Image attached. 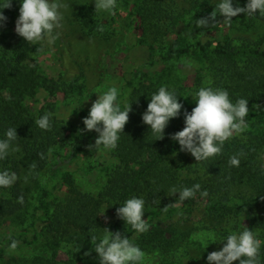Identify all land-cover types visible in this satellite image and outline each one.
Wrapping results in <instances>:
<instances>
[{
  "label": "trees",
  "instance_id": "trees-1",
  "mask_svg": "<svg viewBox=\"0 0 264 264\" xmlns=\"http://www.w3.org/2000/svg\"><path fill=\"white\" fill-rule=\"evenodd\" d=\"M219 1L136 0L135 11L144 40L153 50L161 47L164 58L169 59L189 52L188 46H177L174 42L165 47L164 42L185 14L194 10L201 18L207 17ZM245 1L247 5L248 0ZM5 2L0 0V5ZM21 3V0H12V7L3 9L7 21L0 28V140L7 138L9 128H16L18 138L12 146L19 148L18 152H10L6 159L0 160V172H15L20 177L14 186L0 188V224L8 217L22 220L27 217L32 189L47 166L53 149L67 146L80 149L87 141L82 131L76 134L75 129L55 116L53 99L40 108L30 103L39 89L47 91L52 98L59 90L66 88V83L39 75L38 63L32 57L33 45L15 31ZM77 14L88 36L102 32L98 24L99 13L94 9L88 10L84 5ZM238 18V28L253 34L227 35L205 42L198 41L193 46L203 70L197 73L191 86L194 95L201 87H210L227 90L233 103L241 98L249 101L251 110L246 117L247 128L225 142L221 155L197 162L191 153L180 151L179 143L171 136L185 127L184 108L190 113L196 105L186 102L187 89L165 72L154 78L145 74L132 87L126 104L121 107L124 110L131 105L130 120L125 126V133L120 134L118 146L112 149L117 163L106 170L102 188L96 193L84 191L69 178L64 195L44 188L29 225L20 233L8 236L5 242L11 244L12 240H16L20 245L39 239L48 249L61 243L74 244L75 249L68 251L72 263L93 254L91 236L95 235L99 240L105 234L102 212L106 205L115 213L114 223L109 230L113 233L119 231L122 236L131 238L136 231L120 219L116 211L128 199H144L145 219L151 213L165 212L164 207L179 199V193L170 196L173 187L191 188L199 183L201 191H208L207 197L197 192L195 198L176 207L169 206L166 212L190 214L198 205V198H202L204 218L192 225L191 230L200 228L214 231L215 239L223 241L228 235L239 232L241 223L236 217L244 211L249 219L247 228L262 241L260 260L264 264V165L258 159L259 153L264 151V16L257 13L247 18L241 13L233 18L234 24ZM160 87L175 90L184 108L178 118L170 120L164 139L156 140L150 126L143 123L142 116L151 96L158 93ZM47 113L52 114L51 130H43L35 123ZM233 155L240 159L239 167L230 166L229 159ZM33 163L35 169L30 168ZM21 195L24 197L23 204L18 202ZM171 234L175 236V244L172 238L166 239L164 230L157 226L146 235L139 236L136 244L147 251L174 246L185 248L189 232L175 230ZM51 263V260L40 255L22 257L13 262Z\"/></svg>",
  "mask_w": 264,
  "mask_h": 264
},
{
  "label": "rangeland",
  "instance_id": "rangeland-1",
  "mask_svg": "<svg viewBox=\"0 0 264 264\" xmlns=\"http://www.w3.org/2000/svg\"><path fill=\"white\" fill-rule=\"evenodd\" d=\"M135 1L117 0L115 16L99 12L98 24L104 27L103 31L99 35L88 36L82 28L77 13L84 5L88 10L95 11V0H61V3L67 4L68 7L61 9L64 19L63 28L57 30L60 33L59 37L51 44L45 40L42 44L33 45L32 57L38 63L39 75L42 78L63 81L66 83V88L59 90L52 98L41 88L30 103L40 108L53 99L55 116L75 129L76 134L77 131H82L87 141L80 149L67 146L55 148L50 152L48 164L39 174V179L32 189L27 217L23 220L8 217L0 224V264H13L22 257L34 255L51 260V264H100L99 254L95 250L91 256L76 259L71 263L68 251L75 249L74 244L61 243L55 245L53 249H48L39 242V239H34L30 243L18 245L15 252H10V243L5 240L11 234L20 233L29 225L38 207L39 195L44 188L52 189L57 195H64L68 178L84 191L96 193L102 188L106 170L113 167L117 159L113 150L104 149L102 146L96 150L89 149L90 145L95 144L99 134L95 131H87L83 120L89 115L92 103L98 99V95L107 92L111 87H116L118 102L123 107L132 87L144 78L145 74L154 78L157 74L165 72L187 89L186 102L189 105H196L191 86L197 73L203 70L194 44L198 41L224 38L227 35L237 37L241 33L253 34L238 28L237 21L240 18L235 20V24L232 21L229 25L223 21L222 16L217 17L218 23L214 27L197 28L195 21L201 17L193 10L185 14L164 41L165 47L176 42L177 46H188L189 52L166 59L161 47L153 50L144 40L140 20L135 11ZM246 2L233 0V5L245 7ZM184 110L187 108L185 107ZM258 159L264 165V151L259 153ZM202 202V198H198V205L190 214L187 212L155 214L154 212L145 217L150 226L147 232L160 226L165 232L166 239L172 238L174 244L176 240L171 234L172 231L182 230L189 234L185 248L178 249L174 246L167 248L168 250L141 249L146 254L144 264H208V254L222 250L224 243L215 239L214 231L200 228L191 230L192 225H196L204 218ZM102 217L106 228L110 229L115 220L113 209L106 205ZM236 218L241 223L239 232L245 226L248 227L249 219L244 211H241ZM147 232L142 234L136 232L129 239L136 244L139 236H144Z\"/></svg>",
  "mask_w": 264,
  "mask_h": 264
},
{
  "label": "clouds",
  "instance_id": "clouds-1",
  "mask_svg": "<svg viewBox=\"0 0 264 264\" xmlns=\"http://www.w3.org/2000/svg\"><path fill=\"white\" fill-rule=\"evenodd\" d=\"M11 7L12 0H6L3 5H0V28L4 27L7 21L3 9ZM67 7L68 5L61 3V0H22L15 31L28 44L39 45L45 40L51 44L60 35L57 30L63 28L64 16L61 9H67ZM116 9L117 0H95L96 13L106 12L115 16ZM241 13L247 18L254 17L257 13L264 16V0H248L245 7H234L233 0H221L209 16L197 19L195 26L197 28L214 27L218 23V16H222L223 21L230 25L233 18ZM99 30L103 31V28ZM193 98L196 106L190 113L187 110L184 111L185 127L173 134L171 139L179 143L180 151L191 153L197 162H202L221 155L225 142L245 131L246 117L251 109L248 106V100L241 98L233 103L228 91L223 89L201 87ZM182 108L184 105L179 102L175 90L169 91L166 87H160L158 93H154L150 98L147 110L142 116L143 123L150 126V132L157 137L156 140H162L170 120L178 118ZM131 111V105L121 110L116 87H111L107 92L98 95V99L92 103L89 115L83 120L87 131H95L99 134L95 144L90 145L89 149L96 150L101 146L107 150L115 149L118 146L120 134L125 133ZM51 115V113L43 115L35 121L36 125L43 130H51ZM6 137L0 140V160L6 159L10 152L19 151L18 147L12 146L18 138L16 128H9L6 131ZM229 164L239 167L240 159L233 155L229 159ZM35 167L34 163L30 166L31 169ZM18 179L15 172H0V188H10L17 183ZM197 192L202 197L209 195L207 190L201 191L199 183L191 188L173 187L170 190V196L179 193V199L174 204L164 207L163 211L166 212L169 206L176 207L179 203L195 198ZM18 202L24 203L22 195ZM116 211L117 216L137 233L142 234L149 230L150 226L144 219L143 198H130ZM225 240L222 250L208 254V264H234L237 261L239 264H261L262 241L257 238L254 231L245 226L241 232L230 234ZM91 243L94 245L95 252L99 254L100 264H144L145 252L132 243L128 236H122L119 231L113 233L105 228V234L99 240L95 235L91 236ZM17 248L18 241L12 240L9 251L15 252Z\"/></svg>",
  "mask_w": 264,
  "mask_h": 264
}]
</instances>
